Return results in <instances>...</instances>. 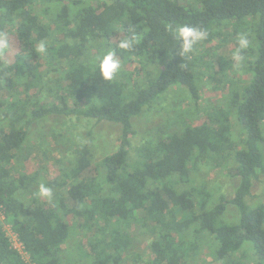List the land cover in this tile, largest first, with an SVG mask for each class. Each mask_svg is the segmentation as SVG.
Returning <instances> with one entry per match:
<instances>
[{
	"label": "trees",
	"instance_id": "trees-1",
	"mask_svg": "<svg viewBox=\"0 0 264 264\" xmlns=\"http://www.w3.org/2000/svg\"><path fill=\"white\" fill-rule=\"evenodd\" d=\"M183 25L207 36L181 57L175 29ZM8 32L18 48L0 55V207L31 264H72L64 252L76 228L89 232L76 246L82 264H188L202 247L215 264H264V203L247 200L264 173V0H0V41ZM132 37L130 49L118 47ZM99 38L137 77L102 78L90 55ZM229 41L228 57L215 52ZM236 60L250 78L229 83L224 106L130 140L131 118L144 107L177 86L197 102L205 81L228 79ZM48 116L120 128L118 148L98 162L89 141L76 147L70 165L42 182L50 196L36 173L13 174L27 128ZM211 159L239 179L230 197L197 184L193 175ZM229 205L233 222L222 218ZM137 231L146 252L132 250ZM0 264H28L1 222Z\"/></svg>",
	"mask_w": 264,
	"mask_h": 264
},
{
	"label": "rangeland",
	"instance_id": "rangeland-1",
	"mask_svg": "<svg viewBox=\"0 0 264 264\" xmlns=\"http://www.w3.org/2000/svg\"><path fill=\"white\" fill-rule=\"evenodd\" d=\"M0 42L3 43V46L0 47V55L3 58H6L9 56V53L16 51L18 48V43L11 32H8ZM103 43V38L97 39L94 47H91L90 55L93 57L96 55L98 59L106 54L107 50L103 49ZM216 43L217 41H213L208 45L212 46ZM232 48L233 45L231 41H229L224 45L217 46L215 52L228 57L232 52ZM238 61L239 60H236L235 63H233L234 69L228 71V79L223 73L216 74L211 79H207L200 88L197 102L191 99L182 86H177L166 92L162 99L154 105L144 107L139 115L131 118L133 134L130 136V140L133 143H140L144 139H150L156 134L158 127L167 124H169L168 126L170 127L168 131L179 129L182 125V120L194 119L193 121H195L196 115H202L206 110L208 112L209 108L224 106L225 103H227L226 94H229V83L240 85L244 84L250 78L248 71L242 69L241 63H237ZM131 63L132 62H120L121 68L116 74L120 76V74L126 73L129 75L132 74L133 77H137L135 72L132 71L133 63ZM49 98L50 97H46L44 101L49 100ZM231 124L233 136L235 138L239 137L238 124L234 116L231 117ZM119 137L120 128L119 124L116 123L107 121L96 122L95 120L87 118H55L48 116L33 122L27 128L25 140L15 159L16 164L13 174L21 173L33 175L36 173V182H38L36 185L41 186L44 180L57 176L60 172L59 169L70 165L75 156V148L79 145L89 141L92 145L91 152L93 162H98L105 155L112 153L118 148ZM193 176L198 185L203 183L209 184L211 187L210 191L215 198L218 194H224L226 197H230L234 187L239 182L237 177L230 178L227 176L224 167L216 164L214 159L200 164ZM39 199L41 201L44 200L43 197ZM247 200L252 206L264 203V173H261L256 180H253L250 195L247 197ZM3 214H5L4 208ZM179 215L178 213V218H180ZM0 218H2L1 212ZM222 218L226 222H233L236 220L237 212L235 208L229 205ZM2 220L3 229L13 243L15 241L12 237L13 233L7 226L5 219ZM135 234L137 237L134 238L135 243L132 250L138 253H142L143 250L146 252V241L141 238L138 231L135 232ZM88 237V231L84 232L78 228L72 231L64 252L66 253L68 251L69 256L65 255V257L68 256L72 258L74 262L77 260L79 264H82L86 259H79L80 251L76 246L81 238L86 239ZM20 255H22V258L28 264H31L24 251L20 252ZM74 262H72V264ZM247 262L249 263L248 260ZM188 264L215 263L211 262L209 249L202 247L198 251L197 256L193 260H190Z\"/></svg>",
	"mask_w": 264,
	"mask_h": 264
},
{
	"label": "clouds",
	"instance_id": "clouds-1",
	"mask_svg": "<svg viewBox=\"0 0 264 264\" xmlns=\"http://www.w3.org/2000/svg\"><path fill=\"white\" fill-rule=\"evenodd\" d=\"M175 33L177 38L181 41L180 52L178 53V55L181 57L191 52L193 50V46L198 41L203 40L207 36L205 31L187 25L177 27L175 29ZM135 40V37L122 39L119 42L118 47L121 49H130L133 46ZM238 44L239 49H245L248 47L249 41L245 36L242 35L239 38ZM2 46L3 43L0 42V47ZM37 51H45V45L43 42L39 44ZM96 63L98 65V70L104 80H111L121 68L120 61L116 58L115 51H108L102 57L98 58ZM40 190L44 195H51L50 190L45 188L43 185H41Z\"/></svg>",
	"mask_w": 264,
	"mask_h": 264
},
{
	"label": "built area",
	"instance_id": "built-area-1",
	"mask_svg": "<svg viewBox=\"0 0 264 264\" xmlns=\"http://www.w3.org/2000/svg\"><path fill=\"white\" fill-rule=\"evenodd\" d=\"M1 206V205H0ZM0 212H1V215H2V218H0V222L3 224V220L4 219V214H3V209L0 207ZM13 233V232H12ZM15 241L12 243L13 247L20 253L22 251H24L23 249V245L17 240L15 234L13 233V236H12ZM25 252V251H24ZM22 256V255H21Z\"/></svg>",
	"mask_w": 264,
	"mask_h": 264
}]
</instances>
